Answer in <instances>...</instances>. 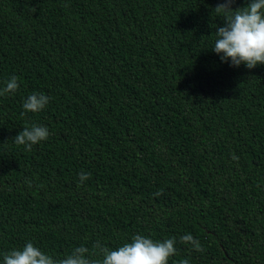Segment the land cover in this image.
<instances>
[{
	"label": "trees",
	"instance_id": "16d2710c",
	"mask_svg": "<svg viewBox=\"0 0 264 264\" xmlns=\"http://www.w3.org/2000/svg\"><path fill=\"white\" fill-rule=\"evenodd\" d=\"M221 2L0 0V89L19 78L0 96V264L135 235L175 237L168 264H264V65L211 49ZM33 93L49 103L21 115ZM32 124L49 137L26 150Z\"/></svg>",
	"mask_w": 264,
	"mask_h": 264
},
{
	"label": "clouds",
	"instance_id": "9594fccd",
	"mask_svg": "<svg viewBox=\"0 0 264 264\" xmlns=\"http://www.w3.org/2000/svg\"><path fill=\"white\" fill-rule=\"evenodd\" d=\"M236 0H222L214 11L223 21V26L217 28L214 47L216 54H221L222 62L230 60L231 66L243 64L253 69L258 64L264 65V0H249L245 7L234 8ZM19 78L13 75L0 89V96L15 93ZM50 97L43 93H33L24 101V115L27 112L38 113L49 103ZM47 127L32 124L23 128L14 137L17 145H23L31 150L33 145L47 140ZM90 174L81 172L80 182L88 179ZM162 194L161 191L154 196ZM180 242L191 244L196 251H203L200 241L191 234L180 237ZM175 237L154 241L151 238L135 235L131 242H126L115 250L109 249L99 240L93 244L92 252L83 245L75 247L63 258L54 259L44 253L32 242H27L22 249L12 250L3 256V264H168L169 258L176 255ZM87 254V255H86ZM97 257V258H94ZM180 264H188L184 259Z\"/></svg>",
	"mask_w": 264,
	"mask_h": 264
}]
</instances>
